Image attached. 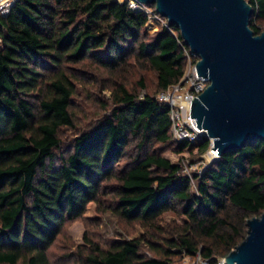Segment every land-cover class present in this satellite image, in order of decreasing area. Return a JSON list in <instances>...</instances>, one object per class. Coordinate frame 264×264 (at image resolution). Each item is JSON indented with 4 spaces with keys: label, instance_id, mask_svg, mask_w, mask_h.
Returning a JSON list of instances; mask_svg holds the SVG:
<instances>
[{
    "label": "trees",
    "instance_id": "1",
    "mask_svg": "<svg viewBox=\"0 0 264 264\" xmlns=\"http://www.w3.org/2000/svg\"><path fill=\"white\" fill-rule=\"evenodd\" d=\"M246 2L259 35L264 0ZM147 23L126 0H15L0 16V264H50L49 249L89 203L146 234L104 247L85 235L78 264H172L174 255L219 264L264 213V141L192 176L162 156V147L201 156L210 142L173 140L169 108L156 97L183 77L188 48L175 26L150 36ZM135 69L155 75L152 93L144 78L130 88ZM88 79L103 116L61 150ZM166 213L182 225L161 227Z\"/></svg>",
    "mask_w": 264,
    "mask_h": 264
},
{
    "label": "water",
    "instance_id": "2",
    "mask_svg": "<svg viewBox=\"0 0 264 264\" xmlns=\"http://www.w3.org/2000/svg\"><path fill=\"white\" fill-rule=\"evenodd\" d=\"M154 7L198 58L207 88L191 100L190 117L220 157L248 141H264V31L249 28L246 0H137ZM247 236L221 264H264V213L247 221Z\"/></svg>",
    "mask_w": 264,
    "mask_h": 264
},
{
    "label": "rangeland",
    "instance_id": "3",
    "mask_svg": "<svg viewBox=\"0 0 264 264\" xmlns=\"http://www.w3.org/2000/svg\"><path fill=\"white\" fill-rule=\"evenodd\" d=\"M121 1V0H120ZM162 24L158 21L148 22L146 32L148 35H153ZM258 27L260 31H264V20L259 21ZM187 68V62L185 70ZM145 79L147 91L152 93L155 89V75L149 70L135 69L130 78V88H135L136 82L140 79ZM97 85L89 79L82 86L78 87L77 94L73 99L75 109V128L63 129L60 132L61 150L67 149L72 140L83 130H86L93 125L103 113L97 105ZM140 96L145 93L144 90L139 91ZM106 98L108 93H104ZM105 98V99H106ZM162 156L169 160L172 164H178L182 168V173L188 176L200 174L204 171L210 162L206 154L196 156V151L192 154L183 152L176 154L170 147H162ZM60 151L56 152L57 154ZM108 200V199H106ZM109 201V200H108ZM107 201V202H108ZM105 204V203H104ZM105 206V205H104ZM182 219L172 213H166L160 220V226L163 228L173 227V225H182ZM146 231L138 225L128 224L120 220L117 216L109 211L98 209L94 203H89L83 217L77 221L69 223L65 226L61 236L51 246L48 251V259L50 264H78L76 257V247L84 246V236L93 242L104 247L113 240H129L141 238L145 236ZM174 252V250H170ZM143 253L146 257H151L152 253L146 248H143ZM172 264H208L203 261L199 255L195 258L174 255L171 257ZM221 264L222 259H219Z\"/></svg>",
    "mask_w": 264,
    "mask_h": 264
},
{
    "label": "built area",
    "instance_id": "4",
    "mask_svg": "<svg viewBox=\"0 0 264 264\" xmlns=\"http://www.w3.org/2000/svg\"><path fill=\"white\" fill-rule=\"evenodd\" d=\"M15 0H0V16L8 14L10 7ZM123 2L125 0H117ZM128 7L132 10L142 11L148 16V22L158 21L162 26L168 27L155 11L154 8L143 5L137 0H126ZM1 46V40H0ZM184 49V55L187 60V68L181 80L170 86L167 90L160 92L156 99L158 102L168 106L171 120V133L176 143L186 142L190 145H196L203 139L210 142L208 150L203 154L210 164L217 161L220 157L216 151L212 150V141L205 136L203 129H198L196 122L190 117L191 100L198 98L207 88L208 82L205 78L197 76L195 65L198 58L191 55L188 49ZM208 164L207 167L210 165Z\"/></svg>",
    "mask_w": 264,
    "mask_h": 264
}]
</instances>
